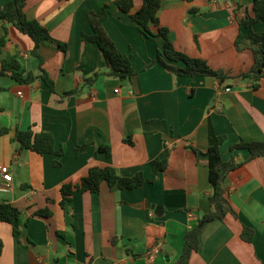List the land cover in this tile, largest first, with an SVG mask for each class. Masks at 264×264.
I'll return each instance as SVG.
<instances>
[{
	"label": "crops",
	"instance_id": "0c3cea01",
	"mask_svg": "<svg viewBox=\"0 0 264 264\" xmlns=\"http://www.w3.org/2000/svg\"><path fill=\"white\" fill-rule=\"evenodd\" d=\"M116 1L26 2V17L53 39L42 41L38 51L55 92L41 80L20 83L0 75V167L8 166L11 176L0 202L20 210L12 224L0 221V264L176 263L186 232L210 210L209 122L215 134L225 136L222 159L242 162L223 178L237 217L206 223L187 264H264V156L251 159L247 149L232 148L264 140V78L238 77L250 70L253 54L234 46L249 30H264V21L239 27L252 0H161L159 26L168 30L174 47L230 76L220 82L177 75L154 62L164 39L143 33ZM141 1L132 0L133 10ZM103 5L108 7L102 27L130 59L136 70L131 77L109 75L97 44L81 39L92 33L87 14ZM150 29L156 33L154 26ZM5 31L0 66L17 56L26 71L38 74V61L29 54L31 38L11 23H0V37ZM55 42L65 44L66 51ZM71 90L76 92L65 95ZM29 127L50 132L56 147L66 146L64 154L21 149L12 137ZM84 143L89 146L77 151ZM101 145L110 147L109 155L97 152ZM164 148L166 167L154 175L150 162ZM56 159L59 166L53 165ZM94 165L112 166L123 177L140 172L146 181L123 189L104 182L98 193L75 191L61 205L60 186L77 182ZM46 207L49 215L35 214ZM244 226L253 231L249 242L241 238Z\"/></svg>",
	"mask_w": 264,
	"mask_h": 264
},
{
	"label": "trees",
	"instance_id": "16d2710c",
	"mask_svg": "<svg viewBox=\"0 0 264 264\" xmlns=\"http://www.w3.org/2000/svg\"><path fill=\"white\" fill-rule=\"evenodd\" d=\"M192 1V0H186ZM27 0H9L4 4H0V23L7 22L14 25L21 33L29 36L33 41V48L30 50V56L38 61L39 73L34 74L31 71H26L22 66L17 56H12L8 60H2L0 66V75L7 74L20 83H32L35 80H41L50 89L54 91V82L50 78L48 72L42 67L43 60L39 54L40 43L44 40H52L49 32L45 27L40 25L34 19L26 17L24 8ZM116 6L124 13H127L130 18L137 24L139 29L150 35H160L163 39L162 49L157 52L154 62H157L168 71L187 77L195 76H209L217 78L220 82L229 78L230 76L222 70L212 69L205 60L191 57L177 50L168 37V30L159 26L158 10L161 5V0H142L138 9L133 10L132 0H117ZM107 5L101 6L96 11H91L87 14L90 22L92 33L90 35L82 34L81 39L84 42L96 43L99 47L108 67L109 75L120 78H128L136 73L130 59L122 55L114 46L113 42L107 36L102 27V20L106 16ZM240 7L236 3L233 8L235 12ZM191 11H194L192 8ZM264 21V0H252L251 11L245 12L239 17V27L250 28L255 23ZM150 26L156 28V33L151 31ZM7 42V32L0 37V48ZM56 45L63 51H66L65 44L57 43ZM234 46L237 50L248 48L253 54V64L249 71L238 75L241 78H250L254 81H259L264 78V30L252 31L245 35L243 39H236ZM165 58V59H163ZM172 62L171 64L168 63ZM174 63H181L176 65ZM99 75L95 73L86 81L92 83ZM254 84L253 87H256ZM2 88H0L1 90ZM76 90L65 92V95H72ZM2 132H7V129H2ZM225 140L224 135H217L209 122L208 124V147L205 152L208 158V181L211 192L208 196L210 203V210L203 213L194 227L188 230L184 236V243L181 255L174 264H187L192 252L199 248V235L204 225L216 219H223L227 215L237 217L236 211L233 209L223 185V178L225 175L239 167L242 162H235L234 160L224 161L220 153V145ZM12 141L18 144L21 149H27L37 154H52L55 157L62 156L66 150L64 144L55 145L54 138L50 132L39 131L35 132L30 127L27 129H17L12 137ZM89 146L88 143L80 144L76 147L77 151H82ZM232 148H245L249 151V157L264 156V140L239 142L232 146ZM97 152H102L106 155L110 154V147L108 145H101L97 147ZM168 159V150L164 148L159 154L150 162L154 175H158L166 167ZM54 166H59L60 162L56 159L53 161ZM146 179L142 173H136L130 177H123L116 174L112 166H91L85 176L81 177L77 182H68L60 186L61 200L60 204L70 200L71 195L75 191L98 193L100 185L107 183L111 189L118 188H136L142 185ZM20 210L10 202H0V221L12 224L18 217ZM51 212L49 208H43L36 211V215L47 216ZM15 232V229H14ZM253 231L251 228L243 227L241 238L249 242L252 238ZM1 249V243H0Z\"/></svg>",
	"mask_w": 264,
	"mask_h": 264
},
{
	"label": "built area",
	"instance_id": "2783aa9c",
	"mask_svg": "<svg viewBox=\"0 0 264 264\" xmlns=\"http://www.w3.org/2000/svg\"><path fill=\"white\" fill-rule=\"evenodd\" d=\"M226 90L228 91L229 88H226ZM0 173L2 175V179H3V184L0 185V190L2 191H8L10 188V174H9V169L8 166H2L0 167Z\"/></svg>",
	"mask_w": 264,
	"mask_h": 264
},
{
	"label": "water",
	"instance_id": "95a60500",
	"mask_svg": "<svg viewBox=\"0 0 264 264\" xmlns=\"http://www.w3.org/2000/svg\"><path fill=\"white\" fill-rule=\"evenodd\" d=\"M151 207L157 209V206H151Z\"/></svg>",
	"mask_w": 264,
	"mask_h": 264
}]
</instances>
